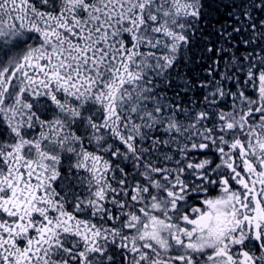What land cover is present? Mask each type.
I'll list each match as a JSON object with an SVG mask.
<instances>
[{"label": "snow or ice", "instance_id": "6c2138e0", "mask_svg": "<svg viewBox=\"0 0 264 264\" xmlns=\"http://www.w3.org/2000/svg\"><path fill=\"white\" fill-rule=\"evenodd\" d=\"M0 264H264V0H0Z\"/></svg>", "mask_w": 264, "mask_h": 264}]
</instances>
